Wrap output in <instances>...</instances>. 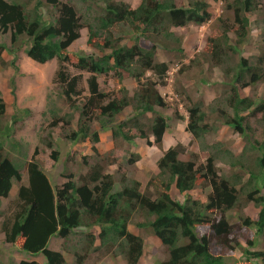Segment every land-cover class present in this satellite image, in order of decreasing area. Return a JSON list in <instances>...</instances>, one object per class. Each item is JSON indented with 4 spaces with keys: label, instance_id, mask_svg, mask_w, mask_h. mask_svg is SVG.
Listing matches in <instances>:
<instances>
[{
    "label": "trees",
    "instance_id": "16d2710c",
    "mask_svg": "<svg viewBox=\"0 0 264 264\" xmlns=\"http://www.w3.org/2000/svg\"><path fill=\"white\" fill-rule=\"evenodd\" d=\"M87 1L79 0L82 3ZM105 2L103 11L92 16L89 11H80L63 0H0V31L11 32V46L0 43V63H7L2 56L4 51L13 56L10 64L16 70L19 69L16 63L18 53L22 50L39 63L57 57L59 67L54 82L60 86L61 95L71 108L79 113L78 127L70 137L73 141L89 139L94 143L92 149L96 154H100L96 145L100 141V131L112 130L114 136L121 134L132 142L136 134L124 133L125 126L136 128L150 146L162 147L169 118L157 109L167 106L159 85L166 84L170 66L167 61L157 58V50L163 47L183 52L180 46L182 37L173 29L210 21L209 1L189 0L187 6H181L177 0H141L136 8L119 0ZM50 4L57 12H50L54 10ZM235 4V22L240 26L236 30L237 42H231L226 24L222 35L210 38L209 42L213 64H228L225 76L229 78L226 84L229 88L225 101L233 115H228L222 108L218 110L220 115L227 117L226 124L247 136L240 155L219 144L213 145L212 154L204 163L199 161L196 152H191L188 159H182L181 153L187 151L183 143L171 146L158 161L164 189L152 197L141 191V182L137 179L128 181L123 177L122 189L115 190L113 174L106 173L101 163L91 166L89 173L82 176V183L70 179L55 188L36 160V152L27 163L29 182L21 184L18 189V208L2 225L7 242L18 243L23 252L42 254L46 264H70L62 251L49 248L50 241L56 236L68 240L77 228H85L84 244L73 252L74 264H83L85 257L98 248L123 256L127 264H144L145 241L129 228L132 217L139 213L145 215V222H138V227L150 226L168 248L167 258L159 264H228L225 256L241 245L238 241L246 237L241 234L245 233V227L255 229V235L264 242V138L260 141L253 137L254 129L250 124H244L246 114L242 115V112L251 110L252 115H261L260 120L264 123V99L257 103L243 91L259 80L264 82V47L257 63H250L242 56L239 44L250 33L247 13L252 10V0ZM49 13L50 18H47ZM125 24L135 29L131 35L133 39L138 41L143 36L150 44L122 43V35L117 36L114 28ZM84 26L89 28L88 41L104 53L99 56L81 52L78 62L73 64L75 68L90 73L87 79L89 94L80 100L83 92L79 86L83 75H73L66 64L70 61L68 48L80 37ZM106 49L111 51L106 52ZM236 53L239 54L238 61L229 66L228 61H232ZM111 72L120 78L129 76L136 80L138 88L132 96L125 87L114 93L102 90L99 75ZM11 85L15 94L14 79ZM132 104L134 115L127 121L117 122V115ZM186 109L189 113L186 130L201 140L212 128L206 122L208 115L200 102H191ZM5 113L6 102L0 88V118ZM147 113L154 115L150 124L142 121ZM54 114L56 120L62 118L66 124H70L74 116L72 113L61 117L56 112ZM94 120L98 121L100 129L92 128ZM11 128L12 124L0 125V198L9 197L15 181L22 180L20 163L9 156L1 141L2 135ZM48 146H52L51 141ZM254 150L260 155L252 161ZM58 154L53 151L52 158L58 160ZM137 159L130 158L128 162L134 164ZM218 161L230 168L245 170L249 173L248 181L240 187L242 176L239 173L232 176L222 174ZM173 185L182 193H189L198 186H209L212 191L207 201L189 195L183 202L173 198ZM241 193H244L246 202H253L260 208L259 216L257 219L241 217L240 221L231 223L226 214L240 203ZM2 215L0 210V217ZM94 226L100 228L98 235L91 231ZM97 240L100 245L96 247ZM214 246L220 252H216ZM254 255L264 257V251L254 252ZM18 264L40 263L35 259H22Z\"/></svg>",
    "mask_w": 264,
    "mask_h": 264
},
{
    "label": "rangeland",
    "instance_id": "374dc122",
    "mask_svg": "<svg viewBox=\"0 0 264 264\" xmlns=\"http://www.w3.org/2000/svg\"><path fill=\"white\" fill-rule=\"evenodd\" d=\"M63 1H68L80 11H89L93 14L92 16L102 12L106 6L105 0H88L86 3L79 2V0ZM119 1H124L133 8L138 7L141 3V0ZM208 1L210 4L209 10L212 13L210 21L203 25L191 24L187 27H175L173 29L178 36L182 37L180 46L183 52L166 50L163 47L157 50V58L167 61L170 66L166 84L159 85L162 95L170 96V98L164 96L167 101L166 107H157L161 113L169 117V127L166 130L170 132L168 137H170L171 142L176 141V144L183 143L186 146L187 151L181 153V158L188 159L191 152H196L199 155V161L204 163L207 157L212 154L213 145L219 144L222 148L230 149L235 155L236 153L240 155L247 138L245 134H241L231 125L226 124L227 117L220 115L218 110L222 108L227 111L228 115H233L232 109L225 101V93L229 88L226 85L229 78L225 76V67L228 64H213L210 59L212 48L209 42L210 38H218L222 35L224 24L230 30L231 42H237L236 30L240 26L235 22V3L239 4L242 0ZM188 2L189 0H177L178 5L181 6H187ZM88 6L89 9L87 10ZM50 7L53 8L52 5ZM53 9L50 12H57L55 8ZM247 17L250 20V33L241 40L242 43L239 44V47L243 52L242 56L247 58L250 63H257L258 58L262 56V48L264 47V0H252V10L247 13ZM47 18H50V13ZM133 30L135 29L128 24L114 28L117 36L122 35V43L127 45L136 42L150 44L143 36L138 41L133 39L131 37ZM88 40L89 28L84 26L80 31V37L71 44L67 51L70 61L66 65L69 71L73 75H83L79 86L83 92L80 100H84L85 94H89L87 79L90 73L75 68L73 64L78 62L81 52L93 53L99 56L104 53L101 48ZM0 43L11 46L10 31L7 33L0 31ZM170 45L174 46L175 44L171 43ZM110 51V49H106V52ZM2 56L7 61L6 64L0 63V88L2 97L6 102V113L0 118V125L4 127L12 124V128L2 135L1 141H3L4 149L9 153V156L20 163L22 180L15 181L9 197L0 198V210L3 213L0 217V264H18L22 259H35L40 264H46V259L42 254L33 255L27 251L23 252L18 243L7 242L5 233L2 231L4 220L11 219L13 212L18 208V189L21 184H28L29 182L27 163L36 152V160L40 162L55 188L70 179H74L79 184L82 183V176L89 173L91 166L101 163L106 173L113 174L116 183L115 190L122 189L123 177H126L128 181L137 179L141 182V191L152 197H156L158 192L164 189L158 167V161L161 157H159L160 154L156 149L150 148L151 146L147 143L146 138L139 136L137 129L134 127L129 129L128 126H125L123 132L136 134V137H138L137 143L127 141L121 134L114 136L112 130H103V140L96 144L100 148H98L100 154L93 151L94 143L89 139L73 141L70 133L78 127L79 113L71 108L70 103L61 95L60 86L54 82L59 67L58 58H53L46 63H39L28 57L27 53L22 50L18 53L16 63L19 69L16 70L10 64L13 56L6 51L3 52ZM238 59L239 54L236 53L232 61H228L229 66H233ZM191 60L195 61L192 62ZM12 79H14L15 94L12 91ZM99 83L103 91L110 93L117 92L120 88L125 87L128 89L130 96L138 88L134 78L129 76L120 78L115 72L99 75ZM243 91L244 94L258 103L264 99V82L259 80L245 87ZM191 102L202 104L203 110L208 115L206 122L212 127L211 131L201 140L195 139L186 130L187 122L178 115L181 108L189 116L186 106ZM134 104L126 107L122 113L117 115L116 121H127L134 115ZM54 112L60 114V117L71 113L74 116L70 124H66L62 118L56 120ZM244 114H246L244 124H250L254 129L253 137L262 141L264 138V123L260 120L261 115H252L251 110L242 112V115ZM15 115L17 116L14 117ZM153 117V113H147L142 117V121L150 124ZM174 119L178 121L177 124ZM91 126L93 129H100L97 120H94ZM173 126H175L178 135L172 129ZM172 135H175L174 138ZM49 141L52 142L51 147L48 146ZM53 151L59 153L58 160L52 158ZM137 152H140L142 156ZM252 154L254 155L253 161L255 156L260 155V152L254 150ZM134 157L138 158L137 161L130 164L128 160ZM220 167V172L227 176L239 173L242 176L240 187L248 181L249 173L245 170H240L238 167L230 168L226 163H222ZM211 191L212 189L209 186H198L189 193H182L173 185L171 194L174 199L183 202L189 195L207 201ZM240 200L236 207L227 212L228 220L235 223L240 221L241 217L247 216L257 219L260 208L253 202H246L244 193H241ZM138 222H145L144 214L139 213L134 218L132 217L129 225L130 230L141 236L145 241L143 262L144 264H159L160 261L167 258L168 248L160 242L150 226L138 227ZM85 230V228H77L68 240L56 236L50 241L49 248L62 251L67 261L74 264L75 256L73 252L82 248L86 236ZM243 230H245V233L242 232L241 234H246V237H243L245 239H239L238 242L241 245L235 247L232 254L225 256L227 263L264 264L263 256L254 255V252L264 251L263 239L255 235V229L253 228L245 227ZM91 231L98 235L100 228L94 226ZM99 245L100 241L97 240L95 246ZM214 249L216 252H220V249L215 246ZM83 264H127V262L119 254L115 255L112 251L107 253L104 248H98L93 249L85 257Z\"/></svg>",
    "mask_w": 264,
    "mask_h": 264
},
{
    "label": "crops",
    "instance_id": "0c3cea01",
    "mask_svg": "<svg viewBox=\"0 0 264 264\" xmlns=\"http://www.w3.org/2000/svg\"><path fill=\"white\" fill-rule=\"evenodd\" d=\"M166 98L167 97H169L170 98V96H167V95H164ZM180 115L181 116H183L184 117V121L185 122H187V120H188V114L187 113H185V112H183V110L180 108ZM169 118V117H168ZM169 120V119H168ZM183 120V119H182ZM174 122L177 124V122L178 121H176L175 119H174ZM170 124V123H169ZM176 126V125H175ZM175 126H173L172 127V129H174L175 130V132H176V135H178L177 134V131H176V128H175ZM168 135H170V132H168V131H166L165 132V134H164V138H163V143H162V147L161 148H159L158 146H156V145H154V146H151L150 148L151 149H156L158 152H159V154H160V156L159 157H162L163 156V154H164V151H166L168 148H170L171 146H174V145H176V141L174 142H171V140H170V137H168ZM173 136V138H174V136L175 135H172ZM138 137H135L134 138V140L132 141V143H137L138 142ZM150 139L151 140H153L154 138H152V137H150ZM101 140H103V135H102V131H100V141ZM130 142V141H129ZM98 148H99V146H97ZM100 149V148H99ZM243 149V148H242ZM100 151V150H99ZM241 152H242V150H241ZM137 153H140V152H137ZM237 154V153H236ZM140 155L142 156V154L140 153ZM237 155H239V154H237ZM183 159V158H182ZM218 167L219 168H221L220 167V165H222V162H218ZM193 191V190H192Z\"/></svg>",
    "mask_w": 264,
    "mask_h": 264
},
{
    "label": "clouds",
    "instance_id": "9594fccd",
    "mask_svg": "<svg viewBox=\"0 0 264 264\" xmlns=\"http://www.w3.org/2000/svg\"><path fill=\"white\" fill-rule=\"evenodd\" d=\"M162 61V60H161ZM164 61V60H163ZM165 98V97H164ZM166 99V98H165ZM218 166V165H217ZM65 256V255H64Z\"/></svg>",
    "mask_w": 264,
    "mask_h": 264
}]
</instances>
